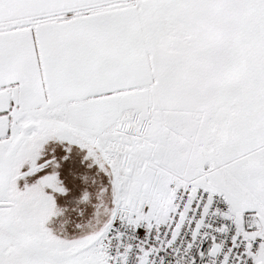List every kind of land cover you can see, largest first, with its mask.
Returning <instances> with one entry per match:
<instances>
[{"label":"snow or ice","instance_id":"1","mask_svg":"<svg viewBox=\"0 0 264 264\" xmlns=\"http://www.w3.org/2000/svg\"><path fill=\"white\" fill-rule=\"evenodd\" d=\"M0 264H264V0H0Z\"/></svg>","mask_w":264,"mask_h":264}]
</instances>
